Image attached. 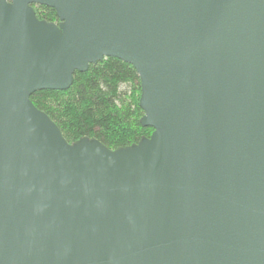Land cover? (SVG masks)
Wrapping results in <instances>:
<instances>
[{
    "label": "water",
    "instance_id": "1",
    "mask_svg": "<svg viewBox=\"0 0 264 264\" xmlns=\"http://www.w3.org/2000/svg\"><path fill=\"white\" fill-rule=\"evenodd\" d=\"M104 58L152 131L68 143L30 96ZM0 264H264V0H0Z\"/></svg>",
    "mask_w": 264,
    "mask_h": 264
},
{
    "label": "trees",
    "instance_id": "2",
    "mask_svg": "<svg viewBox=\"0 0 264 264\" xmlns=\"http://www.w3.org/2000/svg\"><path fill=\"white\" fill-rule=\"evenodd\" d=\"M32 8L38 19L57 23L53 9ZM139 96L135 69L119 59L104 58L83 73L75 72L67 90L37 91L30 100L58 126L68 143L87 137L115 149L137 143L152 131L140 124Z\"/></svg>",
    "mask_w": 264,
    "mask_h": 264
}]
</instances>
